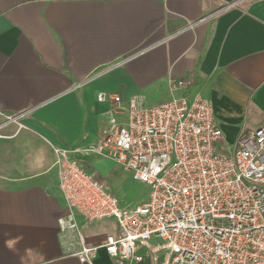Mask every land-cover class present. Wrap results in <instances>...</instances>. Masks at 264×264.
<instances>
[{
  "label": "crops",
  "instance_id": "0c3cea01",
  "mask_svg": "<svg viewBox=\"0 0 264 264\" xmlns=\"http://www.w3.org/2000/svg\"><path fill=\"white\" fill-rule=\"evenodd\" d=\"M101 93L125 111L202 96L234 153L241 133L264 127V0H0V114L24 126L0 138V264H82L60 240L54 147L79 150L99 178L118 167L82 153L110 129ZM79 225L92 246L118 232L112 220ZM94 264L116 263L101 249Z\"/></svg>",
  "mask_w": 264,
  "mask_h": 264
},
{
  "label": "built area",
  "instance_id": "2783aa9c",
  "mask_svg": "<svg viewBox=\"0 0 264 264\" xmlns=\"http://www.w3.org/2000/svg\"><path fill=\"white\" fill-rule=\"evenodd\" d=\"M190 84L173 82L176 90ZM98 102L113 107L110 129L82 153L115 162L147 186L149 195L143 204L123 207L73 157L79 150L54 147L68 209L59 220L68 257L94 264L103 249L116 264H143L149 258L153 264H264V127L241 133L236 151L229 153L223 151L213 105L202 96L150 108L130 100L126 111L116 94L101 93ZM0 118L6 119L0 138L9 124L24 128L22 116ZM108 220L117 223V234L90 245L79 222Z\"/></svg>",
  "mask_w": 264,
  "mask_h": 264
},
{
  "label": "rangeland",
  "instance_id": "374dc122",
  "mask_svg": "<svg viewBox=\"0 0 264 264\" xmlns=\"http://www.w3.org/2000/svg\"><path fill=\"white\" fill-rule=\"evenodd\" d=\"M5 120V118H0V124ZM254 125V121L249 123L250 128ZM81 167L83 169L89 168L87 165H81ZM92 172L95 174L96 179L101 183V185L104 186L108 191L115 194L120 193L119 199L121 205L131 208L146 201V198L149 194L148 189L139 183L133 182L130 175L122 171L120 167L110 170L107 175L101 178L98 177L97 173H94V171Z\"/></svg>",
  "mask_w": 264,
  "mask_h": 264
}]
</instances>
